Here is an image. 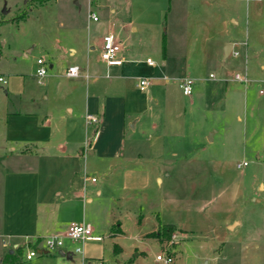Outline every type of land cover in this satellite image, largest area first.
Listing matches in <instances>:
<instances>
[{"label":"crops","instance_id":"0c3cea01","mask_svg":"<svg viewBox=\"0 0 264 264\" xmlns=\"http://www.w3.org/2000/svg\"><path fill=\"white\" fill-rule=\"evenodd\" d=\"M153 1L155 6L150 0H91L88 6L86 0L85 25L69 28L71 35L64 41L51 38L44 49L49 52L50 61L49 72L40 85L42 91L28 83V77L34 76L18 67L19 63L0 74L7 78L5 97L0 103V152L16 159L1 199L0 249L5 242L8 253L19 254L20 264H93L97 259L109 264L108 255L115 259L113 264H137L140 252L127 259H116L122 250L114 243L122 233L120 224L109 210L101 213V221H97V214L88 207L92 198L87 191L89 183L96 180L87 177H91L89 171L96 169L107 178L109 175L104 173L129 170V164L145 171L160 152V125L166 127L165 131L181 128L178 126L183 121L175 115L178 106L180 112L186 113L179 103L180 97L186 98L190 108L202 104L205 110L217 114L231 115L240 105L243 118L236 112L234 119L242 123L241 138L249 139L258 131L257 139L264 151V101L255 103L247 99L251 82L243 85L230 79L234 72L244 68L247 74L248 68L251 73L256 60L260 70H264L256 55L247 57V43L238 36L236 15L241 0H181L185 4L175 5L174 11L170 10L173 0ZM77 7L81 8L79 4ZM89 10L96 20L89 17ZM190 24L194 30L192 38L186 39L183 33L182 46L190 49L187 56L197 54L202 66L215 67L217 72L208 71L206 78L175 74L174 59L163 50V43L159 61L145 53L150 42L165 38L166 33L161 34L163 25V32H167V26L172 30L182 25L186 31ZM58 26H64L63 22ZM107 32L120 42L119 64L108 65L100 59L102 37ZM226 43L231 50L244 46L243 58L233 56L231 50L223 57ZM146 58L153 63L147 64ZM69 65L78 67L76 77L63 74ZM178 65L188 68L184 61L177 62ZM140 77L149 78L144 91L136 87ZM183 77L197 83L191 97L183 96L174 83ZM159 81L163 82L161 92L149 97L160 86ZM168 82L173 86L164 84ZM6 98L12 102L7 103ZM160 106L167 108L164 118L157 114ZM85 113L97 115L98 122L86 126ZM136 132L137 136L133 135ZM215 132L213 129L208 136L204 134L208 142H213ZM89 134L90 144L85 140ZM243 148L246 149L245 145ZM145 173L148 181L149 173ZM72 222L89 223L96 239L80 242L63 238L62 246L56 250H41L43 236H61ZM116 224L120 233L113 235L110 230ZM30 247H36L39 253L26 260L23 255ZM76 247L79 251H74ZM4 257L1 253L0 264H9Z\"/></svg>","mask_w":264,"mask_h":264},{"label":"rangeland","instance_id":"374dc122","mask_svg":"<svg viewBox=\"0 0 264 264\" xmlns=\"http://www.w3.org/2000/svg\"><path fill=\"white\" fill-rule=\"evenodd\" d=\"M74 1L49 0L41 4L33 0H0V74L19 63L18 67L33 75L35 59L39 56H44L49 72L50 55L44 50L49 40L58 37L64 41L71 35L69 28L85 25L86 0H78L77 4ZM155 2L150 0L149 3L155 6ZM182 3L185 4L173 0L170 10L174 11L175 5ZM237 13V32L247 43V57L256 55L255 59L264 64V0H241ZM60 21L64 26H58ZM181 26L172 30L167 26L168 31L163 32V25L161 34L166 33L165 38L150 42L145 53L153 61H159L163 43V50L174 59L175 74L206 78L208 71L217 72L212 65L202 66L197 54L187 56L190 49L185 44L182 46L181 40L184 34L191 40L194 30L192 24L186 31ZM234 48L243 58L245 47ZM182 61L188 65L187 69L177 66V62ZM256 61L251 73L247 63L249 77H254L247 99L261 103L264 95L257 93V86L264 80V70H260ZM28 83L34 84L37 91L43 90L34 77H28ZM160 84L163 82L159 81ZM164 84L173 86L171 82ZM196 84L193 82L192 92L186 97L193 95ZM160 86L149 97L158 95L162 90ZM4 87L5 84H0V103L5 97ZM6 100L7 103L10 100L9 104L12 102V99ZM179 103L186 111L185 114L180 112L178 106L175 112L183 121L178 126L181 128L165 131L166 127L160 125L157 132L160 152L154 155V163L145 171L131 164L129 170L104 173L109 175L107 178L99 170L89 171L96 182L88 185L92 198L88 207L93 208L98 222L105 211L116 216L122 231L114 240L122 249L116 259H127L140 252L137 264H163L155 260L161 253L172 255L171 264H264V151L260 148L261 140L257 139L258 131L249 139L241 138L242 123L234 119L236 112L243 118L240 105L234 108L233 114L227 115L207 111L202 104L190 108L185 97H180ZM229 107L226 104V108ZM157 110L164 118L167 108L160 106ZM2 125L0 120V128ZM213 129L216 132L211 143L204 134L208 136ZM1 131L0 151L3 147ZM127 134L130 135L129 130ZM133 135L137 136V132ZM89 137L90 134L85 138L87 142ZM6 154L0 152V223L3 219L1 199L16 160ZM243 161L248 166L236 168V164ZM145 172L149 173L148 181ZM166 228H169L168 237L159 239L149 235ZM7 251L0 249V254ZM108 260L109 264L115 263L109 255Z\"/></svg>","mask_w":264,"mask_h":264},{"label":"built area","instance_id":"2783aa9c","mask_svg":"<svg viewBox=\"0 0 264 264\" xmlns=\"http://www.w3.org/2000/svg\"><path fill=\"white\" fill-rule=\"evenodd\" d=\"M88 0V6L90 5ZM247 1V0H246ZM260 1V0H256ZM89 17L92 20H96L97 17L94 13L89 10ZM120 51V42L116 38V36L110 32H107L102 37L101 50L99 53L100 59L106 64H119L120 59L117 58V55ZM231 54L233 56H238L239 53L236 50H231ZM145 62L149 65L153 63L150 58H146ZM35 69L33 76L38 85L43 84V79L47 73L46 64L43 58L37 57L35 59ZM63 74L66 77H76L78 75V67L76 65H69L65 68ZM209 77H213V74H209ZM230 79L234 82L241 83L243 85H248L253 80L248 76L246 69L244 68L242 71L234 72ZM193 79L190 77H183L178 82V87L180 92L184 96H189L192 92ZM256 81V80H255ZM0 84H6V80L0 75ZM149 84V78L140 77L137 80L136 87L140 91H144ZM257 93L259 95H264V80L260 81V84L257 86ZM85 125L94 126L98 122V117L95 114L85 113L84 114ZM90 144V140H88ZM247 165V162L243 161L241 163L236 164V168L244 167ZM86 178V177H85ZM90 181H94V177H87ZM86 178V179H87ZM63 238H68L73 241L84 242L87 240L96 239L95 236H92V227L87 222H72L70 223L63 235L58 236L54 234L46 235L41 238V250H45L47 252L54 251L63 244ZM2 247L5 248L7 245L5 242H2ZM74 251H79V248L76 247ZM38 250L36 247L27 248L24 252L23 258L28 260L38 254ZM156 261H160L163 264H171L172 263V255L170 254H157L155 256ZM93 264H104L102 259H97L93 262Z\"/></svg>","mask_w":264,"mask_h":264},{"label":"trees","instance_id":"16d2710c","mask_svg":"<svg viewBox=\"0 0 264 264\" xmlns=\"http://www.w3.org/2000/svg\"><path fill=\"white\" fill-rule=\"evenodd\" d=\"M33 1H36L38 3H45V2H48L49 0H33ZM169 228H172L171 226ZM169 228H166L165 230L161 231V232H155V233H150L149 235H152L156 238H159V239H162V238H165V237H168L169 236ZM110 232L114 235V234H117V233H120V231L118 230V224L114 225ZM116 247V246H115ZM17 252L19 253V249H17ZM18 255H15L14 252H11V253H8L6 252L5 253V257L4 259L5 260H8V263L9 264H20L18 262Z\"/></svg>","mask_w":264,"mask_h":264},{"label":"water","instance_id":"95a60500","mask_svg":"<svg viewBox=\"0 0 264 264\" xmlns=\"http://www.w3.org/2000/svg\"><path fill=\"white\" fill-rule=\"evenodd\" d=\"M230 50H231V45L229 43H226L222 49L223 57H225L230 52Z\"/></svg>","mask_w":264,"mask_h":264}]
</instances>
